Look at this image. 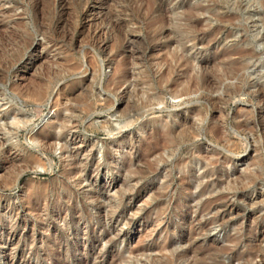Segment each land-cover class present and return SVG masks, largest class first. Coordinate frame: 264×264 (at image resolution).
Here are the masks:
<instances>
[{
  "label": "rangeland",
  "instance_id": "1",
  "mask_svg": "<svg viewBox=\"0 0 264 264\" xmlns=\"http://www.w3.org/2000/svg\"><path fill=\"white\" fill-rule=\"evenodd\" d=\"M0 264H264V0H0Z\"/></svg>",
  "mask_w": 264,
  "mask_h": 264
},
{
  "label": "bare ground",
  "instance_id": "2",
  "mask_svg": "<svg viewBox=\"0 0 264 264\" xmlns=\"http://www.w3.org/2000/svg\"><path fill=\"white\" fill-rule=\"evenodd\" d=\"M157 24V23H156ZM204 66V65H203ZM235 90H237V89H235ZM129 107H130V105H129ZM261 116V115H260ZM247 124V123H246Z\"/></svg>",
  "mask_w": 264,
  "mask_h": 264
}]
</instances>
